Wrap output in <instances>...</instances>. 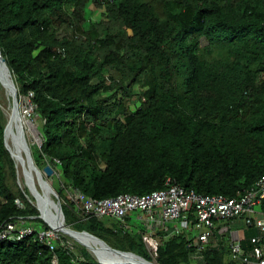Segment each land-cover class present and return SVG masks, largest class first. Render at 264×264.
I'll return each instance as SVG.
<instances>
[{
	"label": "trees",
	"instance_id": "1",
	"mask_svg": "<svg viewBox=\"0 0 264 264\" xmlns=\"http://www.w3.org/2000/svg\"><path fill=\"white\" fill-rule=\"evenodd\" d=\"M90 4L101 21L87 19ZM0 57L17 101L32 95V160L55 170L47 179L60 178L64 224L90 235L93 248L191 264L192 217L153 260L143 228L82 221L68 190L93 200L143 197L170 181L195 196L233 199L264 175V0H0ZM4 139L0 108V227L46 229L17 186ZM247 230L249 255L259 232ZM61 239L53 253L35 234L0 240V264H52L53 254L58 264H102ZM228 255L207 247L196 262L225 264Z\"/></svg>",
	"mask_w": 264,
	"mask_h": 264
},
{
	"label": "built area",
	"instance_id": "2",
	"mask_svg": "<svg viewBox=\"0 0 264 264\" xmlns=\"http://www.w3.org/2000/svg\"><path fill=\"white\" fill-rule=\"evenodd\" d=\"M31 98L32 95H29V98L25 100L34 110L30 102ZM28 162L37 172L38 169L32 158ZM53 162L60 165L57 160ZM72 194H74L73 197L69 199L78 208L82 221L95 217L124 222L132 215L141 214L144 223L149 227L141 234L142 243L153 260L157 257L161 244L155 236L156 229L180 220L187 223L191 216L192 226L188 229L187 239L189 246L195 250V259H199L207 247L211 246L215 230L227 226L229 232L226 234L225 242L230 262L232 264H264V175L248 190L237 193L236 198L233 199L223 196H195L193 192H187L170 181H167L164 190L152 192L143 197L119 195L114 198L93 200L76 191ZM55 198L58 197L55 196ZM58 207L60 215L57 217L48 208L46 209L47 218L42 217L47 226L46 229L34 228L31 223L25 222L8 223L0 227V240L21 242L35 234L38 240L53 253L56 243L62 242L57 229V226L61 228L60 222L64 223L59 202ZM237 223L242 224V229L251 228L260 233V236L250 239L254 247L249 255L242 249V239L236 236L234 229H231ZM52 264H58L54 254Z\"/></svg>",
	"mask_w": 264,
	"mask_h": 264
},
{
	"label": "rangeland",
	"instance_id": "3",
	"mask_svg": "<svg viewBox=\"0 0 264 264\" xmlns=\"http://www.w3.org/2000/svg\"><path fill=\"white\" fill-rule=\"evenodd\" d=\"M86 14H87L86 15L87 19L89 21H91L92 23H97V22L101 21V19H102L101 9H96L93 6V4L89 5V7L87 8ZM0 69H1V66H0ZM4 72L6 73L5 75L8 78H10L9 80L12 81V77L8 73L7 68L5 69ZM139 93H140V89L138 87H135L134 88V94L138 95ZM18 105L20 107L21 115L24 117V124H25L24 133L22 131L19 132V128H18L19 122L14 121V124H13L12 129H11V134L5 135L6 147L9 150V153H11L10 155L14 161V164H15L16 176H17V186L22 193H27L28 202L32 206H34L40 210L41 217L47 218V216H46V213H47L46 209L47 208L51 211V213L53 215H55L57 217V215H60V212H59L57 198H55V196H57L55 193V189L57 188V181H60V178L57 175V177L56 178L54 177L53 180H48L47 177H45V175L43 174L42 166H39V168L42 170H39L37 168L38 170L36 172L35 169L32 168V165H30V163L28 162L27 157L23 151V138H24V142L26 143V146L28 148L30 158H32L31 152H32L33 157L35 159H36V155H37L35 149L32 148L36 144L35 140L33 139L32 135H31V133L27 127V123H26L27 120L31 119L33 110H32V107L27 100L22 99L18 103ZM0 108H1V111L4 115L5 124L7 123L5 125V130H6V128L9 125L8 119L10 117H12V115H13V111H14L13 109L15 108V103H14V97H13V93L11 91V88L8 86V83H5L3 81V79L1 77H0ZM22 136H23V138H22ZM39 177H41V178H39ZM45 184L47 185V187H49L52 190V192L49 193V191L47 189H46L47 191L45 190V187L43 186ZM67 193L69 194V197H73V195H74V194H72V192L70 190H68ZM38 197L41 199V201H39V202H37ZM106 220H108V219H106ZM60 226L62 228V230L59 231L61 238L65 239V241L72 248L73 247H79V248L85 249L87 251V253H89L95 261L102 263V264H131V262H128V261H130L128 259V256H124V255L122 256V255H119L116 253H111L108 250L107 251L104 250V252L106 254H108L112 259L104 258L103 256L97 257L96 255L91 253L89 250H87L85 246H82L80 243L74 241L72 238H70L68 236V234L66 233V229L71 230V228L65 226V224L64 223L62 224L61 222H60ZM77 235H80V234H77ZM79 237H81L84 241H86V239H85L86 237H84V236H79ZM86 242H88V241H86ZM95 246H97V245L95 244ZM124 258H126V259H124ZM149 264H155V263L150 262Z\"/></svg>",
	"mask_w": 264,
	"mask_h": 264
},
{
	"label": "crops",
	"instance_id": "4",
	"mask_svg": "<svg viewBox=\"0 0 264 264\" xmlns=\"http://www.w3.org/2000/svg\"><path fill=\"white\" fill-rule=\"evenodd\" d=\"M126 228L127 230L131 231L133 229H141L143 228L144 231L148 230L149 227L146 226V224L144 223V219L142 217V215H132L130 216L127 220H126ZM182 223H184V221L180 220L178 222L175 223H169L166 224L164 226H160L159 228L156 229L155 231V236L158 238V240L161 242L163 239H169L170 237L175 236L177 233H181L183 231V227L184 225H182ZM219 230V232H218ZM188 232V229H187ZM250 232H248V230L246 229H242L238 228L235 230V234L238 238H241L242 241L244 240V238L248 237V234ZM226 232H224L223 229L217 228L215 230V237L213 238V243L211 244V248H216L219 247V245L223 248H227V244H226ZM162 235V236H160ZM256 236H260L259 233H256V235L252 236V237H256ZM188 240V239H187ZM228 249V248H227ZM225 264H231L229 261V255L225 258ZM191 264H197L196 259H192Z\"/></svg>",
	"mask_w": 264,
	"mask_h": 264
},
{
	"label": "bare ground",
	"instance_id": "5",
	"mask_svg": "<svg viewBox=\"0 0 264 264\" xmlns=\"http://www.w3.org/2000/svg\"><path fill=\"white\" fill-rule=\"evenodd\" d=\"M5 69L4 68H2L1 67V69H0V77L3 79V81L5 82V83H8V81H10L9 79L10 78H8L5 74ZM8 86H9V84H8ZM12 110V109H11ZM14 111H13V115H12V117H10L8 120H9V125H8V127L6 128V135H10L11 134V129H12V126H13V124H14V121H18L19 122V125H18V128H19V132L20 131H22L23 133H24V127H25V124H24V117L21 115V112H20V107H19V105H18V101L16 102V104H15V108L13 109ZM15 119V120H14ZM17 123V122H16ZM7 124V123H6ZM5 124V125H6ZM15 131V130H14ZM9 151V150H8ZM20 152V151H19ZM11 154V153H10ZM22 156V155H21ZM23 158V157H22ZM44 186V185H43ZM47 186V185H46ZM45 187V186H44ZM46 190V189H45ZM47 191V190H46ZM50 193V192H49ZM39 201H41V199L38 197V199H37V202H39ZM57 229H58V231H61L62 230V228H60V227H58L57 226ZM66 231L67 232H69V230L68 229H66ZM64 233V232H63ZM65 234V233H64ZM68 234V236L70 237V238H72L74 241H76V242H78V243H80L82 246H85L91 253H93L94 255H96L97 257L98 256H103L104 258H108V259H112L108 254H106L105 252H104V250L103 249H100V248H93L88 242H86V241H84L81 237H79L80 235H76V234H72V233H67ZM89 241H90V243H94V241L93 240H91V238H88V237H86ZM72 241V240H71ZM75 242V243H76ZM95 245V244H94ZM124 259H126V258H124ZM128 259L130 260V261H128V262H131V264H145V263H142V262H140V261H138V260H134L133 258H130V257H128ZM106 260V259H105ZM104 261V260H103ZM109 261V260H108ZM115 261V260H114ZM102 262V261H101ZM107 263V262H106Z\"/></svg>",
	"mask_w": 264,
	"mask_h": 264
},
{
	"label": "water",
	"instance_id": "6",
	"mask_svg": "<svg viewBox=\"0 0 264 264\" xmlns=\"http://www.w3.org/2000/svg\"><path fill=\"white\" fill-rule=\"evenodd\" d=\"M0 66H1L2 68H4V69L7 68L5 60L2 59L1 57H0ZM7 69H8V68H7ZM8 84H9V87L11 88L12 93H13L14 103L16 104V102H17V97H16V88H15V85H14L13 81H11V80L8 81ZM5 135H6V130H5ZM22 138H23V136H22ZM4 142H5V139H4ZM5 145H6V144H5ZM23 151H24V153H25L27 159H28L29 161H31V158H30V155H29V152H28V148H27V146H26V143L24 142V138H23ZM43 174L45 175V177L49 178V177L52 176V174H53V170H52L49 166H46V167L43 168ZM39 178H41V177H39ZM44 186H45V189H47L49 192H52V190H51L49 187H47L46 184H45ZM68 230H69V232L66 231V233H72V234H75V233H73L70 229H68ZM80 236H84V237L91 238V236L88 235V234H86V233H81ZM91 239H92V238H91ZM92 240H93V239H92ZM86 249H87V248H86ZM87 250H88V249H87ZM119 255H122V256H123V255H124V256H128V257H130V258H133L134 260H138V261H140V262H142V263L148 264V263H147L146 261H144L143 259H141V258H139V257H136V256H134V255H126V254H119Z\"/></svg>",
	"mask_w": 264,
	"mask_h": 264
}]
</instances>
